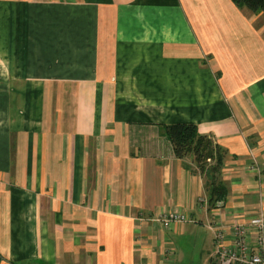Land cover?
<instances>
[{"label": "crops", "instance_id": "obj_1", "mask_svg": "<svg viewBox=\"0 0 264 264\" xmlns=\"http://www.w3.org/2000/svg\"><path fill=\"white\" fill-rule=\"evenodd\" d=\"M174 124L225 153L224 201L172 155ZM170 212L189 221L165 228ZM261 214L263 14L232 0H0V264H214Z\"/></svg>", "mask_w": 264, "mask_h": 264}, {"label": "trees", "instance_id": "obj_2", "mask_svg": "<svg viewBox=\"0 0 264 264\" xmlns=\"http://www.w3.org/2000/svg\"><path fill=\"white\" fill-rule=\"evenodd\" d=\"M241 9L264 15V0H232ZM172 155L178 159H193L198 173L203 177L205 190L212 205L224 201L227 189L222 181L225 153L209 135L199 127L189 124H174L165 127Z\"/></svg>", "mask_w": 264, "mask_h": 264}, {"label": "built area", "instance_id": "obj_3", "mask_svg": "<svg viewBox=\"0 0 264 264\" xmlns=\"http://www.w3.org/2000/svg\"><path fill=\"white\" fill-rule=\"evenodd\" d=\"M165 228L173 224L186 223L189 218L179 212H170L160 217ZM236 248L233 250L220 248L219 260L214 264H264V215L252 217L248 224L234 227ZM254 234V246L248 241L249 235ZM224 238V232H217L218 243ZM254 248L251 251L250 248Z\"/></svg>", "mask_w": 264, "mask_h": 264}, {"label": "rangeland", "instance_id": "obj_4", "mask_svg": "<svg viewBox=\"0 0 264 264\" xmlns=\"http://www.w3.org/2000/svg\"><path fill=\"white\" fill-rule=\"evenodd\" d=\"M197 250H198V249H197ZM196 261L198 262V263H196V264H199V259H197Z\"/></svg>", "mask_w": 264, "mask_h": 264}]
</instances>
